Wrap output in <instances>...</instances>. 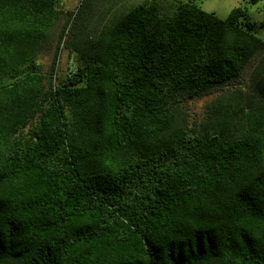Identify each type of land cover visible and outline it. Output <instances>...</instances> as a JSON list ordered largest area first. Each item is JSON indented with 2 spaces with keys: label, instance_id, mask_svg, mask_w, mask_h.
Returning <instances> with one entry per match:
<instances>
[{
  "label": "trees",
  "instance_id": "trees-1",
  "mask_svg": "<svg viewBox=\"0 0 264 264\" xmlns=\"http://www.w3.org/2000/svg\"><path fill=\"white\" fill-rule=\"evenodd\" d=\"M62 6L0 0V264H264V41L247 8Z\"/></svg>",
  "mask_w": 264,
  "mask_h": 264
},
{
  "label": "rangeland",
  "instance_id": "rangeland-1",
  "mask_svg": "<svg viewBox=\"0 0 264 264\" xmlns=\"http://www.w3.org/2000/svg\"><path fill=\"white\" fill-rule=\"evenodd\" d=\"M82 0H62L63 6L62 11L66 14L75 13L81 4ZM190 1V0H183ZM197 5H199L204 11L209 13H214L218 18L225 20L231 11L237 7L247 8V14L252 23H254L257 28L254 34L264 41V1L251 5L248 0H193ZM66 16L61 18L58 25L52 29L49 34L47 44L44 46L41 56L38 62L43 65L46 71H49L53 64L57 40L61 34L62 28L66 23ZM76 64V56L70 54L67 50L61 49L59 51V58L57 60V67L59 70V76L64 77L69 72L74 71ZM200 107L203 103L198 104ZM198 107V108H200Z\"/></svg>",
  "mask_w": 264,
  "mask_h": 264
}]
</instances>
